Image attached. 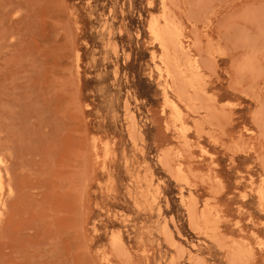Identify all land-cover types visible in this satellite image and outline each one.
Returning <instances> with one entry per match:
<instances>
[{"label": "rangeland", "instance_id": "obj_1", "mask_svg": "<svg viewBox=\"0 0 264 264\" xmlns=\"http://www.w3.org/2000/svg\"><path fill=\"white\" fill-rule=\"evenodd\" d=\"M0 155V264H264V0L6 1Z\"/></svg>", "mask_w": 264, "mask_h": 264}, {"label": "bare ground", "instance_id": "obj_2", "mask_svg": "<svg viewBox=\"0 0 264 264\" xmlns=\"http://www.w3.org/2000/svg\"><path fill=\"white\" fill-rule=\"evenodd\" d=\"M6 1H10V0H0V6L3 5V4H5ZM154 37H157V35H154ZM163 99H164V102H165V106L169 107V109L171 110V113H172V110H175L176 108H174L173 104L171 102H168L165 99L164 96H163ZM127 111H129V110L127 109ZM181 113H182V111H181ZM93 151H94V148H93ZM2 162H3V159L1 158V155H0V208H1V204H2V201H1V191L3 190V181H2L3 178H2V171H1V164H2ZM9 191L11 192L12 189L10 188Z\"/></svg>", "mask_w": 264, "mask_h": 264}]
</instances>
